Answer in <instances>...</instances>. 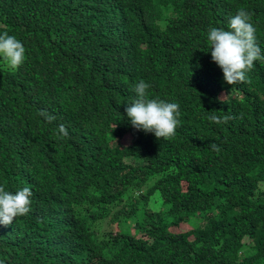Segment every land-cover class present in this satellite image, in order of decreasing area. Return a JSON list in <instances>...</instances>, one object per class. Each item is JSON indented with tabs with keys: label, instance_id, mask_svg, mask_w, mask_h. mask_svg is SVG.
<instances>
[{
	"label": "trees",
	"instance_id": "1",
	"mask_svg": "<svg viewBox=\"0 0 264 264\" xmlns=\"http://www.w3.org/2000/svg\"><path fill=\"white\" fill-rule=\"evenodd\" d=\"M241 8L264 54V0H0L26 49L0 56V186L33 193L0 264H264V60L230 86L207 41ZM141 80L179 104L167 140L127 118Z\"/></svg>",
	"mask_w": 264,
	"mask_h": 264
},
{
	"label": "clouds",
	"instance_id": "2",
	"mask_svg": "<svg viewBox=\"0 0 264 264\" xmlns=\"http://www.w3.org/2000/svg\"><path fill=\"white\" fill-rule=\"evenodd\" d=\"M250 21L251 15L241 8L230 19L228 30L212 27L207 34L211 60L221 69L224 82L230 86L250 82L246 73L253 69L255 61L264 60L262 49L256 43V29ZM25 51L23 44L15 36L8 35L7 32L0 35V56L11 69L17 70L22 65ZM149 87L143 80L135 85L136 98L125 108L127 118L135 130L152 133L157 140H167L175 135L180 123L179 104L148 99L146 90ZM38 115L48 123L55 120L54 116L44 110L39 111ZM235 118L237 117L233 115L208 116V120L216 124L227 123ZM58 133L61 139L68 136L63 124L58 126ZM209 147L215 152L220 151L215 143ZM32 195L30 186L23 187L14 194L0 186V225L8 226L15 218L27 215L31 211Z\"/></svg>",
	"mask_w": 264,
	"mask_h": 264
},
{
	"label": "rangeland",
	"instance_id": "3",
	"mask_svg": "<svg viewBox=\"0 0 264 264\" xmlns=\"http://www.w3.org/2000/svg\"><path fill=\"white\" fill-rule=\"evenodd\" d=\"M6 64L8 65V63H6ZM128 142H129V137H127V136H124V137L122 138V140H121V143H122L123 145H126ZM125 162H127V163H131V160H127V159H126ZM259 188H260L261 191L264 192V184H261V185L259 186ZM149 207H150L151 209H153V210H159V209H160V200H159V198H158L156 195L152 196V197L149 199ZM185 225L187 226V225H189V224H188L187 222H186L185 224H180V225L178 226V229H182V228H184Z\"/></svg>",
	"mask_w": 264,
	"mask_h": 264
}]
</instances>
